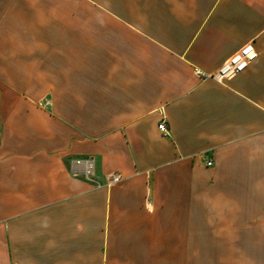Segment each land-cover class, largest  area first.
Instances as JSON below:
<instances>
[{"label": "crops", "instance_id": "crops-1", "mask_svg": "<svg viewBox=\"0 0 264 264\" xmlns=\"http://www.w3.org/2000/svg\"><path fill=\"white\" fill-rule=\"evenodd\" d=\"M0 264H264V0H0Z\"/></svg>", "mask_w": 264, "mask_h": 264}, {"label": "built area", "instance_id": "built-area-1", "mask_svg": "<svg viewBox=\"0 0 264 264\" xmlns=\"http://www.w3.org/2000/svg\"><path fill=\"white\" fill-rule=\"evenodd\" d=\"M256 57V51L251 43L246 44L235 51L231 56H229L218 68V70L213 74H206L201 72L197 68L194 69L195 73L202 79L211 78L216 80L217 82L223 83L226 80L232 78L233 76L243 72L250 62ZM158 129L164 134L167 135V127L165 120L162 119L158 124ZM74 170L80 171V173L88 177L92 175L94 169V163L92 158L85 159H76L73 162ZM205 164L210 166L212 164V160L207 158L205 160ZM120 180V176L118 174L110 175V182H117Z\"/></svg>", "mask_w": 264, "mask_h": 264}]
</instances>
